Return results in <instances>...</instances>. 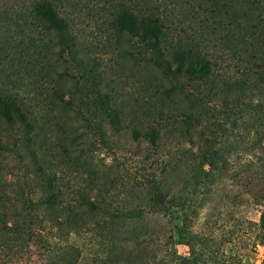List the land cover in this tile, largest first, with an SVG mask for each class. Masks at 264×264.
Segmentation results:
<instances>
[{
	"label": "rangeland",
	"instance_id": "1",
	"mask_svg": "<svg viewBox=\"0 0 264 264\" xmlns=\"http://www.w3.org/2000/svg\"><path fill=\"white\" fill-rule=\"evenodd\" d=\"M30 1L0 0V13L8 6L25 19L20 28L0 22V90L21 99L29 122L0 119V219L28 206L43 218L36 210L46 180L63 204L106 192L125 211L161 210L143 197L168 193L186 198L174 206L189 207L201 264H264V71L256 66L264 0H152L165 18L164 47L205 55L208 83L164 71L137 37L117 29L110 3L124 0L58 7L74 57L28 17ZM242 79L244 88L223 84ZM133 127L159 138L135 139ZM168 218L147 212L123 221L157 229ZM56 226L34 224L21 248L0 249V264H92L88 238L59 237Z\"/></svg>",
	"mask_w": 264,
	"mask_h": 264
},
{
	"label": "trees",
	"instance_id": "2",
	"mask_svg": "<svg viewBox=\"0 0 264 264\" xmlns=\"http://www.w3.org/2000/svg\"><path fill=\"white\" fill-rule=\"evenodd\" d=\"M72 1L31 0L25 12L29 15L26 16L41 21L43 28L57 38L61 49L67 50L73 55L75 42L71 24L58 8L66 7ZM76 2H72L71 5L76 6L80 3L79 0ZM25 4L26 2L23 3V5ZM105 4L106 2L103 5L105 6ZM110 4V7L112 5L114 7L109 11L114 9L116 12L113 20L116 28L137 37L147 50L152 51L153 59L161 69L171 72L178 79L200 80L208 83L212 68L205 55L195 52L191 48H175L169 52L164 47L165 18L161 16L160 10L153 6L152 0H124L118 4ZM21 13L7 6L1 10L0 22L7 25L10 20H14L16 26L20 28L25 20ZM257 60L259 63L256 66L259 68L260 74L264 71V44ZM245 82L242 79L225 81L223 84L226 89L232 90L246 87L243 86ZM110 117H113L112 122L117 125L119 119L112 114ZM0 119L8 125L29 124L21 99L10 91L5 93L0 90ZM189 121L188 123H190ZM132 135L135 139L146 138L153 143H156L159 138L158 131L154 128L133 127ZM2 147L4 146L0 144V149ZM204 157L206 158L207 155ZM206 163L211 164L210 160H206L202 162L201 167L203 165L204 168ZM46 182L50 186V190L44 192V198L39 201V210H36L43 218L34 216L33 209L28 206L27 209H22L19 213L16 212L12 219H7V217L0 219V249L11 247L14 244V249L18 250L28 238L31 239L34 224L44 223L46 220L50 221L52 225H57L59 237L68 236L72 232L85 235L88 238L89 247L93 249L92 264L204 263L202 255L194 247V239L197 234L192 230L193 223L189 207L183 209L174 206L177 201L185 200V196L146 192L143 199L149 203L155 201L159 207L163 205L161 210L153 207L125 211L116 208L114 206L116 198L109 196L106 192L99 194L97 199L82 197V201L63 204L62 191L58 187L55 190L52 189V183H49L48 180ZM147 212L159 213L163 218L167 216L169 222L160 224V227L156 229L147 225V227L139 226L132 221H123V218H133ZM178 219L181 220V224L176 223ZM259 226L264 231V209L260 216ZM154 229L159 231L156 232ZM16 242L18 243L15 244ZM179 244L189 246V255L178 252Z\"/></svg>",
	"mask_w": 264,
	"mask_h": 264
}]
</instances>
